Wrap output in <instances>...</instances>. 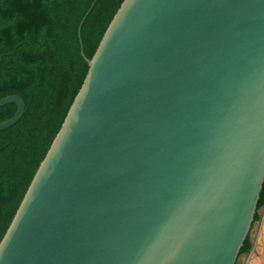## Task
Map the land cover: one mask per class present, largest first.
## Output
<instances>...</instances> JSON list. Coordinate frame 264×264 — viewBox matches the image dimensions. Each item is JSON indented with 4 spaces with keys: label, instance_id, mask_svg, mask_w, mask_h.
<instances>
[{
    "label": "water",
    "instance_id": "95a60500",
    "mask_svg": "<svg viewBox=\"0 0 264 264\" xmlns=\"http://www.w3.org/2000/svg\"><path fill=\"white\" fill-rule=\"evenodd\" d=\"M82 55L0 264H236L264 185V0H124Z\"/></svg>",
    "mask_w": 264,
    "mask_h": 264
},
{
    "label": "trees",
    "instance_id": "16d2710c",
    "mask_svg": "<svg viewBox=\"0 0 264 264\" xmlns=\"http://www.w3.org/2000/svg\"><path fill=\"white\" fill-rule=\"evenodd\" d=\"M0 0V99L26 102L21 120L0 131V244L44 161L124 0ZM82 42V44H81ZM0 109V122L17 112ZM264 206V185L258 211ZM252 250L249 236L239 257Z\"/></svg>",
    "mask_w": 264,
    "mask_h": 264
},
{
    "label": "crops",
    "instance_id": "0c3cea01",
    "mask_svg": "<svg viewBox=\"0 0 264 264\" xmlns=\"http://www.w3.org/2000/svg\"><path fill=\"white\" fill-rule=\"evenodd\" d=\"M259 220L254 223L249 234L252 250L246 254H256V259L264 264V206L258 211Z\"/></svg>",
    "mask_w": 264,
    "mask_h": 264
},
{
    "label": "rangeland",
    "instance_id": "374dc122",
    "mask_svg": "<svg viewBox=\"0 0 264 264\" xmlns=\"http://www.w3.org/2000/svg\"><path fill=\"white\" fill-rule=\"evenodd\" d=\"M256 223V222H255ZM256 254H243V255H241L239 258H238V261H237V263L236 264H258V262H260V261H258L257 259H256V256H255Z\"/></svg>",
    "mask_w": 264,
    "mask_h": 264
}]
</instances>
